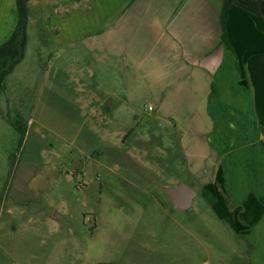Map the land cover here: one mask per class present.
I'll return each mask as SVG.
<instances>
[{
	"label": "rangeland",
	"instance_id": "rangeland-1",
	"mask_svg": "<svg viewBox=\"0 0 264 264\" xmlns=\"http://www.w3.org/2000/svg\"><path fill=\"white\" fill-rule=\"evenodd\" d=\"M43 27L30 23L0 92V264H264V173L235 160L262 163L264 143L194 141L199 114L174 98L173 113L150 109L155 95L131 96L114 58ZM10 122L26 125L22 144ZM180 182L198 193L188 211L164 190Z\"/></svg>",
	"mask_w": 264,
	"mask_h": 264
},
{
	"label": "crops",
	"instance_id": "crops-1",
	"mask_svg": "<svg viewBox=\"0 0 264 264\" xmlns=\"http://www.w3.org/2000/svg\"><path fill=\"white\" fill-rule=\"evenodd\" d=\"M29 7L30 23L43 20L57 45L72 50L82 43L91 53L114 58L131 96L155 95L149 108L168 115L174 98L180 112L199 114L194 141L264 143V129L259 138L258 127L251 129L256 98H262L264 116L263 18L231 6L226 28L234 54L222 43L223 0H30ZM17 21L16 0H0V46ZM191 154L185 153L189 168ZM235 160L248 176L255 167L258 175L264 173V159L248 166L244 162L252 161L250 156ZM77 263L116 264L80 257Z\"/></svg>",
	"mask_w": 264,
	"mask_h": 264
},
{
	"label": "trees",
	"instance_id": "trees-1",
	"mask_svg": "<svg viewBox=\"0 0 264 264\" xmlns=\"http://www.w3.org/2000/svg\"><path fill=\"white\" fill-rule=\"evenodd\" d=\"M30 0H16L18 21L12 35L0 46V92L6 91L7 78L24 61L29 41V23H30ZM232 5H237L242 10L257 15L260 14V4L255 0H223V11L221 23L223 26V45L236 53L227 35V21L229 11ZM251 105V104H250ZM249 114L251 112L249 110ZM11 126L20 134L21 144L26 135V125H20L17 122H10Z\"/></svg>",
	"mask_w": 264,
	"mask_h": 264
},
{
	"label": "water",
	"instance_id": "water-1",
	"mask_svg": "<svg viewBox=\"0 0 264 264\" xmlns=\"http://www.w3.org/2000/svg\"><path fill=\"white\" fill-rule=\"evenodd\" d=\"M240 1V0H236ZM260 4V14L264 19V0H255ZM173 209L188 211L192 208L195 199L198 197L197 191H195L190 186L185 183H178L176 186H168L165 189ZM61 218L59 214L56 213L54 219Z\"/></svg>",
	"mask_w": 264,
	"mask_h": 264
},
{
	"label": "built area",
	"instance_id": "built-area-1",
	"mask_svg": "<svg viewBox=\"0 0 264 264\" xmlns=\"http://www.w3.org/2000/svg\"><path fill=\"white\" fill-rule=\"evenodd\" d=\"M150 109H152V108L150 107Z\"/></svg>",
	"mask_w": 264,
	"mask_h": 264
}]
</instances>
